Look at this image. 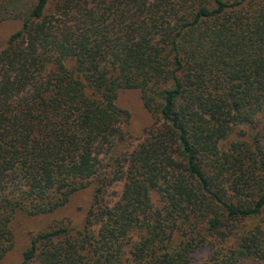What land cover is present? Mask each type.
I'll use <instances>...</instances> for the list:
<instances>
[{"label": "trees", "instance_id": "16d2710c", "mask_svg": "<svg viewBox=\"0 0 264 264\" xmlns=\"http://www.w3.org/2000/svg\"><path fill=\"white\" fill-rule=\"evenodd\" d=\"M7 20L0 261L17 215L83 190L82 226L32 235L22 264L264 260V0H0ZM121 90L155 119L134 147Z\"/></svg>", "mask_w": 264, "mask_h": 264}, {"label": "rangeland", "instance_id": "374dc122", "mask_svg": "<svg viewBox=\"0 0 264 264\" xmlns=\"http://www.w3.org/2000/svg\"><path fill=\"white\" fill-rule=\"evenodd\" d=\"M51 2L53 0H50ZM22 26L19 20H7L0 23V50L7 47L10 37L20 30ZM120 108L127 110L130 114V122L127 131L131 135L130 143L138 145L147 138L150 127L155 122L153 116L143 106L140 92L137 90H121L117 100ZM122 191V185L115 186L110 191L109 201L114 203ZM157 197H154L156 199ZM91 202V190H83L74 194L69 202L52 214L29 217L17 215L12 223L15 235V246L0 264H22L23 252L29 247L32 235L48 230L59 223H70L80 228L88 212ZM206 251L196 255L200 260L206 256ZM248 264H264V260Z\"/></svg>", "mask_w": 264, "mask_h": 264}]
</instances>
